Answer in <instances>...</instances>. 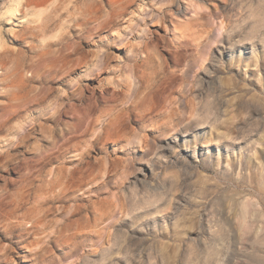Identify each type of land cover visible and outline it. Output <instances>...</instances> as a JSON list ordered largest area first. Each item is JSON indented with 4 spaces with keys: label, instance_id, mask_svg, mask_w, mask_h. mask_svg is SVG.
<instances>
[{
    "label": "rangeland",
    "instance_id": "374dc122",
    "mask_svg": "<svg viewBox=\"0 0 264 264\" xmlns=\"http://www.w3.org/2000/svg\"><path fill=\"white\" fill-rule=\"evenodd\" d=\"M25 1L0 0V264H264V0Z\"/></svg>",
    "mask_w": 264,
    "mask_h": 264
},
{
    "label": "clouds",
    "instance_id": "9594fccd",
    "mask_svg": "<svg viewBox=\"0 0 264 264\" xmlns=\"http://www.w3.org/2000/svg\"><path fill=\"white\" fill-rule=\"evenodd\" d=\"M110 4L113 5L114 7V12L115 10L119 7V5L123 2V0H109ZM89 3L92 7L96 8L97 11H101L102 10V14H106L107 13V9H104L103 8V4L101 3V0H89ZM118 34V33H117ZM65 56H69V57H73V66H75V64L77 63V61L75 60V57H74V49H72L71 47H69L65 53H64ZM142 55V53H141ZM115 60L117 62V65H123L124 62L120 59V57H116V56H112V55H108L106 57V63H105V68L104 69H100V70H97V71H93L91 73V75L95 78V77H98L100 76L101 72L102 71H116L117 73H119V67H117L116 69H113L111 67L112 65V61ZM84 63L88 64V65H91L92 68L94 69L95 68V61L93 58L89 57L87 60L84 61ZM88 71L85 70L84 72H81L79 73V76L82 77V78H86L88 76ZM141 76H143V74L141 73ZM2 94V93H0ZM62 95H67V93H62ZM0 107H9L8 104H6L4 101H0ZM130 115L127 116V119L129 121H131L135 116H136V112L134 109H129L128 110ZM6 164H7V161H5L3 164H0V167H5V170H7L6 168ZM0 191H3V192H6L7 189L6 187L4 189H0Z\"/></svg>",
    "mask_w": 264,
    "mask_h": 264
},
{
    "label": "bare ground",
    "instance_id": "6f19581e",
    "mask_svg": "<svg viewBox=\"0 0 264 264\" xmlns=\"http://www.w3.org/2000/svg\"><path fill=\"white\" fill-rule=\"evenodd\" d=\"M42 1H47V0H42ZM33 3V1L32 0H26L24 3H23V5L25 6V7H29L31 4ZM19 5V2H16L14 5H13V8L12 9H10V11H9V13H16L17 12V10H16V8H17V6ZM15 15V14H14ZM18 15H19V13H18ZM5 17V14H3L2 15V13H1V8H0V23L1 24H3V18ZM30 20H27L26 21V25L25 26H23V28L21 29V30H24L25 31V34H27V36H28V38H34V32H35V28H36V26L38 25V23H36V24H34V25H31L30 24ZM112 26V25H111ZM33 226V224H31V227Z\"/></svg>",
    "mask_w": 264,
    "mask_h": 264
}]
</instances>
